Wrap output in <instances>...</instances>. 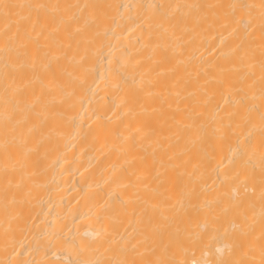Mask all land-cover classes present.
<instances>
[{
	"label": "bare ground",
	"instance_id": "6f19581e",
	"mask_svg": "<svg viewBox=\"0 0 264 264\" xmlns=\"http://www.w3.org/2000/svg\"><path fill=\"white\" fill-rule=\"evenodd\" d=\"M123 261L264 264V0H0V264Z\"/></svg>",
	"mask_w": 264,
	"mask_h": 264
},
{
	"label": "snow or ice",
	"instance_id": "6c2138e0",
	"mask_svg": "<svg viewBox=\"0 0 264 264\" xmlns=\"http://www.w3.org/2000/svg\"><path fill=\"white\" fill-rule=\"evenodd\" d=\"M3 7L5 8V9H10V8H20V7H24L23 5H7V4H5V5H3ZM6 15H7V13H6ZM120 264H136V262H128V261H123V262H120Z\"/></svg>",
	"mask_w": 264,
	"mask_h": 264
}]
</instances>
